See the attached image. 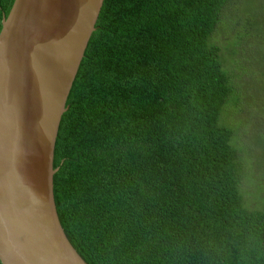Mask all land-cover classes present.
I'll list each match as a JSON object with an SVG mask.
<instances>
[{
	"label": "trees",
	"instance_id": "1",
	"mask_svg": "<svg viewBox=\"0 0 264 264\" xmlns=\"http://www.w3.org/2000/svg\"><path fill=\"white\" fill-rule=\"evenodd\" d=\"M263 24L257 0L104 1L54 156L59 217L89 264H264V181L256 204L242 186L264 158L227 118L264 96Z\"/></svg>",
	"mask_w": 264,
	"mask_h": 264
},
{
	"label": "water",
	"instance_id": "2",
	"mask_svg": "<svg viewBox=\"0 0 264 264\" xmlns=\"http://www.w3.org/2000/svg\"><path fill=\"white\" fill-rule=\"evenodd\" d=\"M105 0H14L0 30V260L89 264L59 217L56 140Z\"/></svg>",
	"mask_w": 264,
	"mask_h": 264
},
{
	"label": "rangeland",
	"instance_id": "3",
	"mask_svg": "<svg viewBox=\"0 0 264 264\" xmlns=\"http://www.w3.org/2000/svg\"><path fill=\"white\" fill-rule=\"evenodd\" d=\"M245 5L248 7L250 5V1H246ZM264 0H257V6H263ZM264 26V24H263ZM232 35L222 33L220 35V41L227 42ZM259 38H251L247 37L243 40L240 39L242 45L248 46L250 42L255 43L258 42ZM256 78L261 79L262 75L256 74ZM260 84L253 86L252 88L257 92L258 90H263ZM249 98V99H248ZM255 99V104L252 105V100L249 95L245 94L243 97V108L239 106L237 109L240 110L241 113L229 111V116H227L228 121L230 120L231 126L234 128V143L237 146H240L242 150H247L249 153L253 155L254 159L258 157L264 158V96L258 97ZM255 105H259L260 107H256ZM260 167H264V164ZM255 175L260 176L263 175V170H258L257 166H255ZM251 175L242 179V186L246 191V196L251 202L254 204L258 203L256 198L261 196L258 193L259 185L258 181H264V177H261L259 180L251 179ZM264 193V192H263Z\"/></svg>",
	"mask_w": 264,
	"mask_h": 264
}]
</instances>
